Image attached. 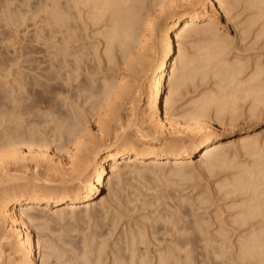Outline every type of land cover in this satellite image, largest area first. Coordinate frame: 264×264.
Here are the masks:
<instances>
[{
    "label": "bare ground",
    "instance_id": "6f19581e",
    "mask_svg": "<svg viewBox=\"0 0 264 264\" xmlns=\"http://www.w3.org/2000/svg\"><path fill=\"white\" fill-rule=\"evenodd\" d=\"M66 1L68 10L75 9L87 28L98 27L100 31L95 34L105 40L104 54L109 64L116 60L113 48L119 49L120 56L124 55L123 73L101 78L102 87L92 89L98 98L96 106H106L98 117L95 131L85 127L82 133L77 132L73 114L71 120L64 117L62 123L52 128L54 132L61 131L53 135L54 139L46 137L47 121H41L37 115L33 117L38 104L32 105L27 94L37 95V84L54 89L50 82L56 76L46 69V83L37 80L39 76L23 73H16L9 81L6 95L11 104L7 106L9 112L5 111L9 116L6 119L21 124L7 134H0V240L5 239L11 246L7 251L0 241V264H35L36 241L40 250L48 251V254L43 252L41 259L42 264H47L51 247L35 238L36 230L41 229L39 222L62 220L69 210L95 207L96 204L92 205L100 199L106 180L113 187L122 172L134 174L148 167L169 164L175 166V175L182 173L181 168L197 162L211 169L229 161L234 147L238 152L255 156L253 166L243 167L241 176L226 183L229 185L227 196L248 195L245 202L239 203L240 211L234 221L238 227L247 229L245 236L237 239L236 248L242 255L237 259L244 264L251 261L253 264V260L254 264H264V134L255 133L248 122L259 116L257 110L264 108V68L256 63L250 75L241 77L248 64L223 59L228 46V34L223 33L230 29L231 18L238 13L234 12L240 7L243 13L254 11L249 23H255L264 18V0ZM65 7L62 0H44L43 9L50 16L49 24L53 25L45 40L52 44L46 48L53 53L51 68L59 73L67 69L65 73L71 80L79 77L77 72L83 59L80 51V56L75 52L74 64L67 65L65 57L71 44L79 38L77 30H71L73 17ZM65 32L67 36L58 38L57 33ZM96 50L94 46L92 52ZM145 50L154 53L148 65L144 61ZM133 74L142 79L135 87L129 82ZM211 75L220 78L216 83L218 91L201 92L185 100L189 82ZM30 84L33 86L29 87ZM126 99L131 103L132 123L129 119L124 121V117L116 119L119 114L116 105ZM241 101L248 102L249 113H245L244 125L239 122L244 115L240 112ZM190 136L189 142L184 141ZM110 189L111 200L119 201L118 189ZM41 227L43 230L44 226ZM8 228L10 233H4ZM130 247L134 258L136 244ZM219 247L220 251L227 248L225 243ZM175 264L181 261L176 260Z\"/></svg>",
    "mask_w": 264,
    "mask_h": 264
},
{
    "label": "rangeland",
    "instance_id": "374dc122",
    "mask_svg": "<svg viewBox=\"0 0 264 264\" xmlns=\"http://www.w3.org/2000/svg\"><path fill=\"white\" fill-rule=\"evenodd\" d=\"M62 1L66 6V11L73 17L71 30H77L79 38V40L77 38V42L71 44L70 52H72H69L65 57L67 65L68 63L74 64L75 52L79 51L83 59L81 60L84 61L80 63L81 69L77 72L79 77L74 78V76V79L71 80L65 73L67 69H64L63 73H59L56 68H51L53 53H50L46 48L51 47L52 44L47 41V46L45 37L53 25L49 24L50 16L43 9L44 0H0V134L2 133V135L9 133L12 128H17L21 124L7 121L9 117L7 106H10L11 103L7 98L6 91L10 89L9 81L16 73L29 74L30 77L39 76L36 78L41 83L48 81L44 77L47 70L51 71L50 73L54 74V77L56 76L50 82L54 89L37 84L35 87L39 93L32 94V96L27 94L31 98V102L28 101V103L38 104L35 111L37 110L40 116L42 113L40 117L34 111L33 117L37 115L39 119H42L41 121H47V123L44 122L46 126L48 125L46 137L50 139H54L53 135L61 133L58 130L54 132L52 128H55L58 123H62L65 120L64 117H67L66 120L69 118L71 120V117H74L73 114H75V122L73 119L71 122L76 124L77 132L82 133L85 127L95 131L99 116L102 111L104 112L106 106L104 104L99 105L100 107L96 106L95 102L98 98L93 95V90L102 87L99 82L102 80L101 78L123 73L122 58L124 55H119V49H112L117 55H114V60L117 61L115 60L112 65L109 64L104 54L105 40L102 39V36L95 34L100 31L98 27L87 28L76 10H68L67 1ZM241 8H237L234 12L240 13L231 18L233 20L230 29L223 33L228 34L227 54L223 59L245 61L248 64V69L241 76L244 77L251 74L256 63L261 65V69L264 68V32L261 33L264 30L261 28L262 25L264 26V18L256 20L255 23H249V19H253L255 12L246 11L243 13ZM57 35H59L58 38H61L67 36V33H57ZM94 46H97V50L92 52ZM83 53L85 54L83 55ZM77 55L80 56L79 53ZM153 55L154 53L150 50H145L144 61L146 64L153 60ZM43 60L49 62L46 63ZM97 60L102 61L101 68ZM94 70H96L95 74ZM138 76L132 75L129 81L130 85H134V87L140 85L142 79H139L140 75ZM218 78L211 75L203 80L197 77L193 83L189 82L185 89L188 90L185 100L192 99L201 92L216 91L218 86L216 83L220 80ZM68 80L72 81V85ZM31 86L33 84H30L29 87ZM167 92L168 88L164 93V98ZM242 103L241 101L242 108L239 110L244 115L241 116L239 122L244 125V122L247 121L244 119L245 113L248 114L249 111L248 102ZM130 104L129 99L117 103L116 109L119 113L117 117L115 116L117 120L124 117V121L128 122L127 119H129V123L131 122L132 107ZM117 110L113 111L116 113ZM257 111L259 116L257 115L256 119L252 118L253 121L249 119L248 122L255 129V133L264 134V108ZM23 123L26 124V122ZM190 138L191 136L186 137L184 141L189 142ZM117 142L121 143L122 141L118 140ZM234 148L229 161L211 169L199 164L197 162L199 156H197V164L188 165L186 169L185 167L181 168L183 174L179 172L180 174L175 175V166L169 164L162 167H148L139 171L140 174L138 172L134 174L122 172L119 180L114 179L117 184L113 181V184H116L113 187L109 186L106 180L100 199L92 205L96 204L95 207H91L89 210H86V207H81L75 212L69 210L62 220L45 219L39 222V225H43L44 229L42 230L43 227L40 226L41 229L35 232V238L36 240L40 238L43 243L49 245V248L51 247V250L48 249L50 256L47 264H136L137 262V264H141V261L144 262L143 264H162L160 260L168 261V264H175L176 260L181 261V264H239L240 260L238 259L242 255L236 248L237 239L241 235L245 236L247 229L238 227L239 225L234 221L240 211L239 203L245 202L248 195L240 196L238 193L237 196H227L225 193L229 185L227 186L226 183L233 181L235 176H241L240 172L242 174L243 167L247 169L246 167L253 166L255 156L246 155L243 151L238 152ZM181 169L179 170L181 171ZM110 188L118 189L119 201L111 200L108 195L109 192L111 193ZM9 231L8 228L4 230V233ZM0 241L9 251L10 244L3 238ZM221 243L222 245L225 243L226 250L224 248L223 251H220ZM132 244H136L134 258H131L130 245ZM45 251L48 254L46 249L40 250L37 247L36 241L35 264H42L41 259ZM251 262L245 264H251ZM240 264H244L242 260Z\"/></svg>",
    "mask_w": 264,
    "mask_h": 264
}]
</instances>
